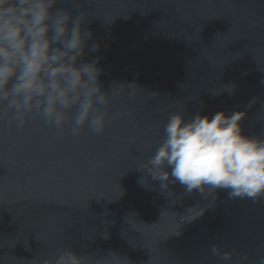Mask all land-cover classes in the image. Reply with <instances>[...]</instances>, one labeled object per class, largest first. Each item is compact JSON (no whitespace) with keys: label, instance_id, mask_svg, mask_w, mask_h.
Returning <instances> with one entry per match:
<instances>
[{"label":"water","instance_id":"95a60500","mask_svg":"<svg viewBox=\"0 0 264 264\" xmlns=\"http://www.w3.org/2000/svg\"><path fill=\"white\" fill-rule=\"evenodd\" d=\"M80 2L89 43L101 45L88 58L100 57L105 91L121 90L110 111L132 116L60 141L42 124L0 125V264H43L58 248L88 264H237V252L257 264L264 196L186 193L179 183L163 191L137 167L173 112L243 111V132L264 136V0ZM190 208L204 212L187 222ZM214 244L235 249L232 259L213 256Z\"/></svg>","mask_w":264,"mask_h":264},{"label":"clouds","instance_id":"9594fccd","mask_svg":"<svg viewBox=\"0 0 264 264\" xmlns=\"http://www.w3.org/2000/svg\"><path fill=\"white\" fill-rule=\"evenodd\" d=\"M88 18L80 0H73L70 7L61 6L60 0H0V125L6 130L18 132L26 125L42 124L53 141H60L80 137L85 130L102 135L109 120L132 116L110 111L121 90L113 86L105 91L100 57L88 58L89 52L101 48L99 42L89 43L93 34ZM226 91L232 94L233 88ZM245 114L218 111L187 119L182 112L169 114L161 142L137 170L158 180L163 191L170 183H179L186 193L229 189L230 197L259 199L264 196V136L243 132ZM135 140L130 137L128 143ZM144 180L138 183L145 186ZM203 212L188 209L186 221ZM210 251L229 261L235 249L222 251L214 244ZM236 255L237 264H247V253ZM43 264H88V258L58 248L55 258ZM257 264H264V255Z\"/></svg>","mask_w":264,"mask_h":264}]
</instances>
